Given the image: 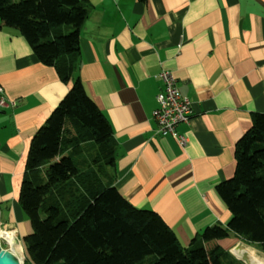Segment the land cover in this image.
Wrapping results in <instances>:
<instances>
[{"label": "crops", "instance_id": "crops-1", "mask_svg": "<svg viewBox=\"0 0 264 264\" xmlns=\"http://www.w3.org/2000/svg\"><path fill=\"white\" fill-rule=\"evenodd\" d=\"M81 1L90 10L77 76L118 144L114 186L184 246L227 227L215 188L234 177L236 144L264 114V0ZM162 71L192 103L190 123L178 127L184 147L157 133ZM72 85L0 19V86L15 103L0 110V244L24 263L33 226L19 199L31 143Z\"/></svg>", "mask_w": 264, "mask_h": 264}, {"label": "trees", "instance_id": "trees-1", "mask_svg": "<svg viewBox=\"0 0 264 264\" xmlns=\"http://www.w3.org/2000/svg\"><path fill=\"white\" fill-rule=\"evenodd\" d=\"M89 10L81 0H0L4 26L73 84L31 143L19 199L33 226L24 264H212L205 242L229 236L264 253V114L236 144L234 177L215 188L232 215L227 227L184 246L159 214L119 193L112 127L77 76Z\"/></svg>", "mask_w": 264, "mask_h": 264}, {"label": "built area", "instance_id": "built-area-1", "mask_svg": "<svg viewBox=\"0 0 264 264\" xmlns=\"http://www.w3.org/2000/svg\"><path fill=\"white\" fill-rule=\"evenodd\" d=\"M158 77L163 88L156 97L157 108L153 112V118L158 126L157 133L162 137L175 139L180 146L184 147L187 140L179 134L178 127L190 123L192 103L187 97L181 95L176 79L170 72L162 71ZM8 106H15V103H9L5 99L4 89L0 86V110ZM208 208L212 209L210 205Z\"/></svg>", "mask_w": 264, "mask_h": 264}, {"label": "bare ground", "instance_id": "bare-ground-1", "mask_svg": "<svg viewBox=\"0 0 264 264\" xmlns=\"http://www.w3.org/2000/svg\"><path fill=\"white\" fill-rule=\"evenodd\" d=\"M212 264H264V254L235 238L208 242Z\"/></svg>", "mask_w": 264, "mask_h": 264}, {"label": "water", "instance_id": "water-1", "mask_svg": "<svg viewBox=\"0 0 264 264\" xmlns=\"http://www.w3.org/2000/svg\"><path fill=\"white\" fill-rule=\"evenodd\" d=\"M209 258L211 261L210 256ZM0 264H24V262L16 257L11 251L3 249L0 244Z\"/></svg>", "mask_w": 264, "mask_h": 264}, {"label": "rangeland", "instance_id": "rangeland-1", "mask_svg": "<svg viewBox=\"0 0 264 264\" xmlns=\"http://www.w3.org/2000/svg\"><path fill=\"white\" fill-rule=\"evenodd\" d=\"M227 238H235L234 236H229V237H227ZM235 239H237V238H235ZM238 241H240L239 239H237ZM241 242V241H240ZM244 244V243H243ZM249 246V245H248ZM250 247H252V246H250ZM252 248H255V249H257L256 247H252ZM258 251H260L259 249H257ZM261 252V251H260ZM263 253V252H262ZM264 254V253H263Z\"/></svg>", "mask_w": 264, "mask_h": 264}]
</instances>
